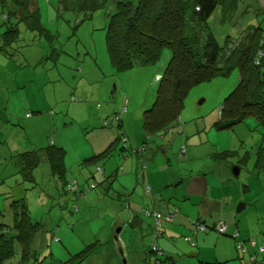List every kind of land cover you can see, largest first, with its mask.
<instances>
[{"label":"rangeland","instance_id":"1","mask_svg":"<svg viewBox=\"0 0 264 264\" xmlns=\"http://www.w3.org/2000/svg\"><path fill=\"white\" fill-rule=\"evenodd\" d=\"M33 1L43 11L42 26L53 37L41 39L38 31H29L22 23L18 41L9 48L8 45L0 49V96L4 94L5 104L10 106L6 113L22 122L14 129L15 135L25 129L24 120L30 119L31 124L25 131V144L39 147L38 143L41 142L42 146L48 145L50 140L55 139L58 142L56 136L52 137V133H57L58 130L59 134L66 135V149L68 155H73L75 162V165L70 166L72 170L67 179H72L71 182L76 179L80 189L86 190L77 200H72V195H65L58 189L57 184H47L45 167L40 165L38 172H33L36 184H8L11 188L0 185V213L8 216L12 200L24 197L31 216L37 217L43 223V228L36 234L33 243L36 257L41 258L35 264H61L65 260H72L71 264H101L110 261L111 256L119 264H124L125 259L127 264H132L135 260L131 258L126 239L132 235L131 241L136 250L142 235L135 231L131 234L126 205L139 202L137 195L130 201L123 192L121 196H115L118 192L115 187L121 190V184L125 182L120 178L122 174H129L130 167L124 164V171L118 172L117 178L112 182L116 184L115 187H101L99 174H94V179H89V182L99 183L101 190H110L108 195L103 194L99 186L87 191V186L84 185L87 184V164L90 162L84 159L93 157L92 154H100L113 134L117 137L119 132L116 124L104 126L103 120L106 119V110H109L107 114L112 109L122 111L126 102L129 110L127 119H124V127L128 134L133 135L135 131H139L143 142L148 140L144 134L143 113L155 101L158 89L155 79L160 78L169 55L154 66L115 72L105 43L104 25L108 19L107 14L111 11L110 5L84 16L77 9L78 4L70 10H59L56 0H52L50 4L48 0ZM232 3L233 0L227 4L229 11L233 12L230 17L221 18L218 10L209 20L211 31L221 45L227 36H236V25L246 24V27H250L251 23L256 22L254 25H260L264 31V13H261L264 0H237L234 11L231 8ZM238 30L239 33L244 32L239 27ZM237 82V70H231L227 76L193 87L185 99L178 125L174 126L177 128L176 132L173 129L164 136L163 141L167 145L162 149L168 150L165 155H162V151L159 152L164 157H161L164 162L170 164L184 182L189 180L190 184H238L240 191L243 190L242 186L250 184L252 190L246 192L245 196L246 199H252V202L238 216L262 217L264 174L256 173L255 164L260 144L264 142V129L252 116L231 128L224 129V124H219L220 108L226 104L225 100L234 91ZM33 109H40L39 113H35L37 110ZM26 113H31L32 117L23 119ZM11 123L6 121L8 127H12ZM92 125L95 126L94 129ZM1 127L0 124V130ZM96 132H100L102 142H95L93 136ZM118 136L121 137L122 134L119 133ZM141 141H138V145ZM183 145L186 150L198 148L201 153L194 155L187 152L186 157L180 158V148ZM224 151L234 153L220 162L222 160L216 155ZM110 157L121 160L111 154ZM132 157L136 158L137 155H131L130 158ZM220 163L225 166L226 172ZM107 165L105 161L89 165V172L92 174L96 166H101L106 175L109 169ZM135 168L134 161L130 175L133 182ZM234 168L239 170L238 177L233 173ZM142 171L146 173L145 168ZM83 175L86 178L83 179ZM134 183L141 184V177ZM112 195L116 198H112ZM242 203L240 200L234 204L235 213L237 206ZM131 210L134 211L133 208ZM118 211L123 218L114 221ZM119 228L121 232L115 240V232ZM146 231L150 229L146 228ZM182 240L181 237V242ZM146 247L144 245V249ZM88 250L90 256L77 257L88 253ZM49 254L51 255L48 257Z\"/></svg>","mask_w":264,"mask_h":264},{"label":"trees","instance_id":"2","mask_svg":"<svg viewBox=\"0 0 264 264\" xmlns=\"http://www.w3.org/2000/svg\"><path fill=\"white\" fill-rule=\"evenodd\" d=\"M228 1L231 0H56L59 10H70L78 4L77 9H80L84 16H89L107 5L111 6L104 28L106 49L110 64L115 72L120 73L135 68L154 66L162 58H168L167 55H169L168 62L166 61V65L163 64L164 68L160 78L155 79L158 86L155 101L143 113V128L145 137L148 139L147 143L143 142V138L140 136L138 141L142 140L141 144L138 147H133L128 133L125 132L116 139L112 147L107 148L98 156L85 158L84 161L94 162L100 158H108L110 154L113 156L117 154L122 160H126L131 155L143 154L149 144H155L156 140L160 141L156 142L158 148H164L167 145L163 141L164 136L178 125L188 92L199 84L227 76L231 70H237L238 82L234 91L226 98V104L220 108L219 124L223 123L224 129L231 128L252 116L264 129V43L262 42V40L264 41V31L261 30L260 25H254L256 22L251 23L250 27H246V24L236 25V36H227L223 44H219L211 31L209 20L218 10H220L218 14L221 18L222 16L223 19H227V16L230 17L233 12H230L227 7ZM236 1L233 0L231 4L233 11ZM51 2L52 0H48V4ZM35 4L36 2L33 0H0V49L8 45L9 48L18 41L22 23L29 31H38L41 39L53 37L42 26L41 15L43 12H41L40 5ZM262 12L264 13V7ZM238 27L244 32L239 33ZM127 104L126 102L122 111L116 110L106 117L103 120L104 126L121 122L123 114L129 110ZM8 108L10 106L5 104L4 94H2L0 96V124L2 125L0 130V176L5 174L10 180L13 179L14 183V162L9 160L8 144L5 140L8 133L6 121L12 122L19 119L7 114ZM38 110L35 113H39ZM31 117V113H26L23 119ZM11 124L13 125V122ZM180 149L181 153H184L186 148L183 145ZM233 153L234 151H224L216 156L224 161ZM19 158L20 175L24 181L28 183L35 181L33 172L34 170L38 172L37 168L43 165L42 167H45L46 170L45 176L53 177L58 189H61L65 195L71 194L72 200H77L85 193L86 189L81 190L76 179L71 182L72 179L64 178V175H68L71 171L70 166L75 165V162H73V155L71 153L68 155V152H65L62 146L56 145L54 140H50L48 145L34 147L29 152L19 155ZM256 158V173L264 174V142L260 144ZM69 159L70 161H68ZM141 165L143 166L137 167L140 172L134 174V182H137L141 175H145L142 171L145 164L141 163ZM8 169H10L9 172ZM120 171H124L123 166L112 170L109 178L103 179L101 187L106 189L105 184L112 187L111 184ZM96 173H103L100 166L96 167ZM131 173L132 171L129 174H122L120 179L125 184H121V190L115 193V196L119 197L123 192L125 196H128L129 201L135 186V183L130 179ZM88 184V186L84 185L87 186V191L99 186V183L95 182ZM2 185L11 188L8 184ZM247 188L243 186L244 190ZM149 193L150 188L147 186L144 188L142 196H138L139 204L137 205L139 208H134V211H130L131 215H128L130 230L139 233L140 226H143L141 235L142 238L146 236L143 246L147 245V247L144 249L141 260L144 258V264H179L178 259L186 256H183L182 253L166 255L157 244L162 235L163 226L175 221L178 208L176 205L169 204L170 206L166 207L165 211L156 209L152 199H148ZM23 198L12 200L9 204L8 216H2L0 213V264H35L41 260L40 257H36L33 243L36 234L43 228V223L39 222L37 217L31 216ZM144 199H148L150 203H144ZM220 222L223 221L211 224L199 220L190 221L195 233L208 230L218 233L216 225ZM146 228H149L150 231H146ZM220 235H227V231ZM235 237L234 233V240ZM189 241V237H184L182 240L184 243ZM190 244L193 247V243ZM243 244V241H235V249L241 254H244L243 250L246 252ZM90 254L89 251L83 255H77V257L85 258ZM67 262L71 264L72 260H65L61 264ZM132 264H142V262L137 260Z\"/></svg>","mask_w":264,"mask_h":264},{"label":"crops","instance_id":"3","mask_svg":"<svg viewBox=\"0 0 264 264\" xmlns=\"http://www.w3.org/2000/svg\"><path fill=\"white\" fill-rule=\"evenodd\" d=\"M41 12L43 11L41 10ZM51 19L52 17H50V20ZM115 111L116 109H112V112L110 114H107L109 110H106V117L113 114V112ZM127 115L128 114L126 112L122 117V121L116 124L120 135L122 134V132L128 133V130L124 127V119H127ZM24 121L25 129L21 132H16V135L18 137L14 134V131L16 130L15 128L19 126L18 123L21 122L20 120L12 121V127L6 128V131L8 132L5 139L6 143L8 144L7 152L10 156L9 160L11 162H14L15 177L13 183V179L10 180L8 176L2 174L0 176V184H28L22 179L20 175L21 157L19 158V155L29 152V150H32L34 148V145L29 146V144H25L24 142L26 128L31 124L30 119ZM64 123L67 125L65 119ZM94 128L95 126L92 125V129ZM138 132L135 131L133 135L128 134L129 140L130 142H132L133 147H138L137 140L140 138V135L137 134ZM52 134L53 138L55 136L56 138H58V142H56V140L54 139L55 144H60V146L65 149V152H68L65 142L66 135H64L63 133L59 134V130L57 133ZM118 134L117 137L115 134H113V136L107 143V147H104L103 152L107 148L112 147V144L119 137ZM93 138L95 142L99 143V141H101L102 139V137H100V132H96ZM38 144L39 147L42 146V142ZM158 147L159 146L156 142L155 144L150 143L149 147H147V150H145L143 154L137 155L136 158L129 157L126 160L121 159L120 161H117L116 157H106L100 158L94 162L91 161L89 164H87V186L89 185L88 183H92L89 182V179H94V174H97L96 168L92 174L89 172V168L91 167L89 165L93 166L100 162H107V166H109L108 174L105 175V170L100 166L104 173H102L103 175L99 174L101 177V180L99 182H102L103 179L105 180L106 178H109L110 172L112 170H114L116 167L118 168V164H120V166H123V168L124 164H128V167H130L129 172H131L135 161V169L137 174V172H139L137 170V167L143 166L141 165V163H143L145 164L146 173H144L145 175H141V184H135L134 187L132 186L134 188L132 198L137 195L136 197L138 199V196H142V194L144 193V188L148 186L150 188L148 199H152L153 206H155L156 209L158 208L161 211H165L166 207L170 206L169 204L174 206L176 205L178 208V214L175 218V221L172 224H166L163 226L161 232L162 235L157 242V244L161 247L166 255H176V253H182V255L186 257H182V259L179 258V264L181 262V264H263L264 214L262 213V217L258 215L238 216V214L234 211V204L236 202L242 200V204L245 205L244 209H247L250 205V202H252V199H246L245 196L246 192H251L252 190L250 184L244 185L245 188L248 187L246 190H244L242 186L243 191H240L238 184H212V186L211 184H190L189 180L187 182H184V179H181L182 176L178 172H175L172 169L171 165L164 162V160L161 158L163 157L162 155H165L168 148L163 150L162 148ZM159 150L162 151V155H160ZM187 152H190L194 155H197V153H201L198 148L188 150L185 149L184 153H181L179 157H186ZM101 153L102 152H100V154ZM215 154H217V152ZM92 155L98 156L99 153ZM115 156L118 155L115 154ZM105 165L106 164H104V166ZM220 165L222 166L223 171L226 172L225 166L221 163ZM9 170L10 169H8L7 171L9 172ZM47 177V184H55V179L53 177ZM49 178H51V180H49ZM64 178L68 180L66 174L64 175ZM82 178L84 179L86 178V176L83 175ZM30 184L36 183L35 181H32ZM105 185L108 186L109 184ZM111 185L114 187L116 186V184ZM214 185L217 187L215 188ZM99 188L101 190L100 186ZM115 188L118 191L120 190V188H118L117 186ZM101 191L103 192V194L109 195L110 193V190ZM67 194L69 195V193ZM111 197L114 199L116 198L114 195H112ZM148 199H144V203H150ZM128 205L129 210H127V215H131L130 207H133L134 209L138 207V205L134 202H130L128 203ZM252 207L253 206H251V208ZM122 218V213L118 211L114 221L122 220ZM191 220H199L200 222H205L207 224H211L216 221H223L227 228V235H220L212 230L195 233L193 232V226L190 223ZM142 227L143 226H140L141 229ZM141 229L139 232L140 234L142 232ZM133 232L134 231H131V234ZM234 233L236 234L235 240L233 239ZM131 237L132 235H130L128 240L126 239V245L128 246V249L130 248L131 258L135 261H141L142 264H144V258L142 260L141 258L144 252L143 243L146 236L140 239L139 246L136 250H134L133 248ZM181 237H189L190 241L187 243L181 242ZM235 241L244 242L243 246L245 245L246 248V252H243L244 254L236 251ZM190 243H193V247L190 246ZM110 250L111 248L109 249V251ZM111 258L112 259H110V261L107 260V263H105L104 261L101 264H119L114 256H111Z\"/></svg>","mask_w":264,"mask_h":264},{"label":"water","instance_id":"4","mask_svg":"<svg viewBox=\"0 0 264 264\" xmlns=\"http://www.w3.org/2000/svg\"><path fill=\"white\" fill-rule=\"evenodd\" d=\"M233 173H234V175L237 177V176H238V173H239V170H238L237 168H234V169H233ZM244 208H245V205H244V204H239V205L237 206L236 213L238 214L239 212H241L242 210H244ZM126 209L129 210V206H128V204H127V206H126ZM120 232H121V228H119V229L116 230V232H115V237H114L115 240L117 239V237H118V235L120 234ZM125 261H126V259L123 261L124 264H125Z\"/></svg>","mask_w":264,"mask_h":264},{"label":"built area","instance_id":"5","mask_svg":"<svg viewBox=\"0 0 264 264\" xmlns=\"http://www.w3.org/2000/svg\"><path fill=\"white\" fill-rule=\"evenodd\" d=\"M261 42V41H260ZM262 42L264 43V41L262 40ZM264 45V44H263ZM158 221H161V220H158ZM201 228V227H200ZM226 225L223 223V222H220V223H218L217 225H216V231L218 232V233H220V234H223V233H225V231H226ZM243 252H244V250H243Z\"/></svg>","mask_w":264,"mask_h":264}]
</instances>
